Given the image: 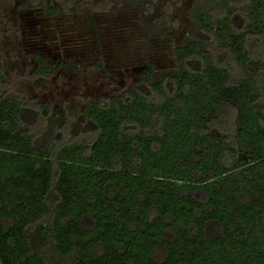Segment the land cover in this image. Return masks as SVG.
Wrapping results in <instances>:
<instances>
[{"label":"trees","instance_id":"1","mask_svg":"<svg viewBox=\"0 0 264 264\" xmlns=\"http://www.w3.org/2000/svg\"><path fill=\"white\" fill-rule=\"evenodd\" d=\"M75 1L134 10L157 39L186 0ZM189 1L161 80L148 67L79 111L0 90V264H264V0ZM0 18V87L62 67L8 60Z\"/></svg>","mask_w":264,"mask_h":264},{"label":"rangeland","instance_id":"2","mask_svg":"<svg viewBox=\"0 0 264 264\" xmlns=\"http://www.w3.org/2000/svg\"><path fill=\"white\" fill-rule=\"evenodd\" d=\"M35 2L8 0L0 13L8 21L3 26L5 44H11L8 60L15 54L14 46L21 45L28 74L36 67L38 58L47 64H62L40 85L30 83L21 87L20 81L13 80L12 86L0 87L8 94L25 97L32 109L53 108L61 101L63 110L79 111L88 102L132 88L148 67L153 69L156 81L176 69L173 51L182 39L189 0L174 12L177 25L171 28L173 37L157 39L143 38L140 17L134 10L89 17L86 13L68 14L77 8L75 0H40L36 5ZM23 4L26 6L22 7ZM49 4L59 8V16L42 15L41 8Z\"/></svg>","mask_w":264,"mask_h":264},{"label":"water","instance_id":"3","mask_svg":"<svg viewBox=\"0 0 264 264\" xmlns=\"http://www.w3.org/2000/svg\"><path fill=\"white\" fill-rule=\"evenodd\" d=\"M177 186L180 187L181 186V183H177Z\"/></svg>","mask_w":264,"mask_h":264}]
</instances>
